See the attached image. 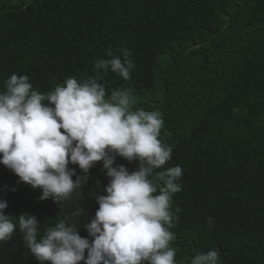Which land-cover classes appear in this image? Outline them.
Listing matches in <instances>:
<instances>
[{
    "label": "trees",
    "instance_id": "obj_1",
    "mask_svg": "<svg viewBox=\"0 0 264 264\" xmlns=\"http://www.w3.org/2000/svg\"><path fill=\"white\" fill-rule=\"evenodd\" d=\"M109 48L128 50L135 67L128 81L109 72L107 94L130 88L135 109L160 111L159 139L173 146L164 168L182 169L172 200L177 264L209 249L221 264H264V0H0V90L15 73L47 93L93 75ZM118 165L132 171L137 162L117 157ZM87 176L62 207L50 198L38 206L39 221L82 208L87 215L75 219L90 222L109 178L101 162ZM19 184L0 181L13 218L28 211L20 193L41 196ZM0 264L41 262L16 230L0 243Z\"/></svg>",
    "mask_w": 264,
    "mask_h": 264
},
{
    "label": "clouds",
    "instance_id": "obj_2",
    "mask_svg": "<svg viewBox=\"0 0 264 264\" xmlns=\"http://www.w3.org/2000/svg\"><path fill=\"white\" fill-rule=\"evenodd\" d=\"M106 55L110 58L94 62L93 75L68 77L47 93L36 90L27 75L13 73L4 81L0 164L12 173L0 169V181L17 189L24 183L26 193L39 188L41 196L20 193L28 211L16 218L4 213L7 201L0 198V243L18 230L41 264H177L171 229L180 209H172V200L182 190V169L164 168L173 146L159 139L162 113L135 109L130 88L107 94L104 78L109 72L131 79V53L109 48ZM117 157L136 161V168L113 167ZM97 162L109 180L104 194L95 197L99 207L91 221L80 226L75 217L86 213L78 208L72 218L40 222L36 208L49 198L62 207L87 182ZM70 164L84 174L77 175ZM206 222L209 227L214 223L212 217ZM78 227L91 240L80 236ZM188 264H221L220 254L216 249L199 252Z\"/></svg>",
    "mask_w": 264,
    "mask_h": 264
}]
</instances>
